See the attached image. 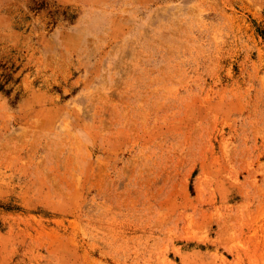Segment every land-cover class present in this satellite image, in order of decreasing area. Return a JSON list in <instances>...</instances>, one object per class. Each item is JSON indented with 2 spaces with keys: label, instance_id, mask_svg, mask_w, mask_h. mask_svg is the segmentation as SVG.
<instances>
[{
  "label": "rangeland",
  "instance_id": "1",
  "mask_svg": "<svg viewBox=\"0 0 264 264\" xmlns=\"http://www.w3.org/2000/svg\"><path fill=\"white\" fill-rule=\"evenodd\" d=\"M0 264H264V0H0Z\"/></svg>",
  "mask_w": 264,
  "mask_h": 264
}]
</instances>
